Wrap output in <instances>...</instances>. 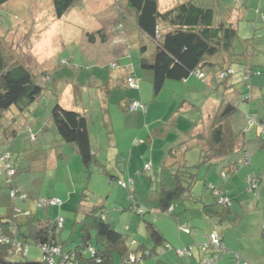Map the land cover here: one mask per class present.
<instances>
[{
  "label": "trees",
  "instance_id": "trees-1",
  "mask_svg": "<svg viewBox=\"0 0 264 264\" xmlns=\"http://www.w3.org/2000/svg\"><path fill=\"white\" fill-rule=\"evenodd\" d=\"M119 1L111 0L110 8L114 14H112L113 19L110 21V25L116 23L118 26H123V21L128 20L126 17L132 15L135 27L151 43L150 52L152 54H148L147 45L142 44L139 47L140 67L150 72L148 77L155 98L164 90L167 83L177 82L187 85L193 78L198 82H207L209 87L211 83L214 85L216 80L218 82V87L214 88L216 90L223 82L221 96L232 95L235 85L241 86L240 88L244 87L242 92L240 91V95H243L242 101L245 106L254 100L255 89L250 84V78L264 74V66L254 63V57L258 51L257 43L254 41V36L244 38L249 29L240 28L238 19L232 16L235 13L233 8L226 9L223 0H176V4L163 11L160 10L159 0H121L123 1L122 6L118 4ZM10 2L11 0H0V8ZM76 3L77 0H51L54 17L62 18L69 10L76 7ZM260 4H263V0H260ZM254 12L256 18L251 23V34L259 28L264 29V10L259 7ZM237 15L242 16L243 14ZM35 18L37 19V17ZM114 20L115 22H113ZM106 26L105 28L99 26L98 30L93 33L88 32L89 44L96 43L98 40L104 44L108 40ZM11 27L6 21L0 20V126L3 127L1 120L6 119L9 121L10 128L14 127L20 117L25 120L24 115L42 94L43 84L49 78V70L35 73L25 61L15 57L8 50L13 43L10 40L12 38L10 36ZM259 56L264 57V49L263 53L256 57ZM92 58L95 59V56ZM111 67L114 68L115 63L112 62ZM213 68L219 70L211 76L204 74L205 69ZM134 70L136 68L132 64L130 69L123 73V83L126 88L139 91L141 86ZM102 83H104L102 87L101 85L98 87L99 93L103 91L106 95L112 88L119 86L115 79L110 78ZM62 84H64L66 92L63 93L64 96L69 95L71 91H69L68 83L64 81ZM55 87L56 83H53V88L55 89ZM206 100L209 104L208 111L203 115L200 114L195 121L191 120V130L183 132L180 143L166 151L161 168H167L169 173L165 177L168 176L170 180L166 184L160 182V190L157 193L158 208L145 211L142 207L136 206L137 204L132 207L139 216L150 213L155 217L154 222L145 220L143 223L145 234L152 244L150 249L129 239L127 234L116 230L114 225L108 221L109 212L105 209L104 200L93 203L92 207L83 212V207L87 206L83 201L85 195L79 196L77 211L74 212L81 211L82 218L67 235L64 233L66 217L61 213L63 200L54 192L50 196L43 197L40 196L41 194H37L38 192L28 193L22 190L20 186L22 183L18 182L17 176L27 168H17L15 165H11L6 162L9 160L10 154H2L0 156V178L8 188L6 197L13 202L7 206L9 211L7 215L0 213V261L11 264H139L142 258L153 259L168 250V244L156 227L157 214L172 216L176 201L190 196L197 181V174L193 172V168L196 171L201 165L211 166L219 162V159H234L235 162L231 166L229 165L228 171L224 170L220 175L226 183L229 172L233 175V172L239 168V163L244 159L249 161L245 133L255 127L254 131L259 136L257 142L261 143L260 139L264 138L262 110L264 109V96L258 109L251 111L250 106H246L245 127L239 133L233 131L231 123V118L237 111L235 105L224 99L219 101L214 94L208 96ZM148 104L141 102V98L134 101L129 99L128 109L132 112L129 115L131 116L134 112L145 114ZM107 107V104L103 107L102 116L108 114ZM13 108L18 113L5 117ZM179 108L181 109L177 111ZM177 109H175L177 113L170 115L172 118L174 117L173 120L171 119L172 121H176L178 112L180 115L181 113H193L196 110L190 103ZM174 111L172 112L174 113ZM86 114L84 110L75 111L63 107L61 103H56L51 109L50 122L64 143L74 145L82 166L90 177L92 167L94 170H100L103 174L105 172L102 161L97 158L98 151L94 153L96 148L93 147L98 145V142L97 140L92 141L88 131L91 122ZM24 127L29 133L30 140L36 141V135L32 130L27 125ZM1 129V132L7 137L10 134L16 135V132L12 131V133L8 127ZM103 129L104 132L108 129L106 121H103ZM134 132H128V141L132 142L131 146H138L141 142H136ZM194 147L200 148L198 163L189 166L186 154ZM239 154L240 157L237 158ZM249 164L250 162L246 163V165ZM106 175L110 180L115 179L114 176ZM259 176V174H254L252 175L253 179L247 180L249 191H256L257 185L262 179ZM113 181L116 185L127 189L130 196L133 195L131 181H128V185L118 179ZM34 187L37 186L34 185ZM210 187L207 189L214 197H220L216 194L215 189ZM4 198L5 196L1 200ZM189 200L196 202L192 196ZM225 203L228 202L221 203L223 208H226ZM51 208L54 210L53 213ZM130 209H123V211ZM40 211L43 214L39 215ZM228 213V210L222 211L220 215L227 216ZM76 225H79L78 228ZM181 230L185 233L189 232L185 228ZM74 236H77V240L73 239ZM29 241H32L33 245H30ZM128 241L130 246L127 245ZM204 245H207L203 250L204 264L209 263L211 259L213 262L210 264H216L224 255L228 254L221 239L217 246L222 245L224 248L219 253H215L214 247L210 246L211 236L208 243H204ZM30 246L36 247L40 251V258L36 263L23 261L29 254ZM183 254L192 255L190 249H187ZM12 258H20V260L12 262Z\"/></svg>",
  "mask_w": 264,
  "mask_h": 264
},
{
  "label": "rangeland",
  "instance_id": "rangeland-1",
  "mask_svg": "<svg viewBox=\"0 0 264 264\" xmlns=\"http://www.w3.org/2000/svg\"><path fill=\"white\" fill-rule=\"evenodd\" d=\"M175 1L176 0H159L160 10L163 11L173 6L176 4ZM223 1L226 5V9L233 8L234 12L237 14H243L242 16L237 15L236 19H238L237 22L240 28L245 27L249 29L248 32H246L248 33L247 36L244 38H251L254 36V41L257 43L256 45L258 47L256 56L263 53L264 29L259 28L251 34V23L255 20L254 10L259 7L264 10V0L263 4H260V0ZM76 4V7H73V9L69 10L60 19L54 17L51 0H11L9 4H5L0 8V20L6 21L12 26L10 34L12 38L10 40H12L13 43L11 46L8 45V50L15 57H19L20 60L25 61L35 73H40L42 70H49V78L47 82L43 84L44 88L42 94L31 107L28 108L24 115L25 120L20 117L12 128L8 126V120H1L3 127L0 126V156L8 153L10 154V158L6 162L15 165L17 168H27L17 176L18 182L22 183V185H19L25 192L34 193L35 190L33 187L35 185L38 187L36 192L40 190V196L43 197L50 196L52 192H54L56 196L61 195L62 198L68 199V193H70L72 194L73 213L77 211V203L80 195H85L83 201L91 206L99 200H104L105 209L109 212L108 221L113 222L112 224L116 230L123 234H127L131 240H134L137 235L136 242H142L151 247L152 244L150 240L147 239L148 237L145 234L143 223L145 220L154 222L155 217L150 213L139 216L132 207L137 204L145 211L153 209L154 206L158 208L157 193L160 190V182L166 184L170 178L167 176L160 179L161 173L158 168L159 164L155 167L150 160L146 159L140 167V173L143 176L142 180L144 184H142L140 180H137L139 185H136L137 190L134 189L136 192H132L133 195L131 196L127 193L129 207H120V205L116 203L114 193H112V196L108 195H111V185H109L108 182L109 177L100 170L97 171L94 170L93 167L91 168L90 172H93L92 183L89 187L86 186V184L88 185L89 173L84 170L74 145L64 143L55 132L50 122L52 107L56 103H61L63 107L68 109H73L75 111L84 110L91 122L89 124V132L94 142L101 137L103 129L101 124V113L103 107L107 104L115 121V128L111 131L110 135L103 134V144L107 145L108 142H114L115 138H117L120 140V146L126 147L129 145L128 136L127 133L121 129V126L131 130L134 128L133 125L135 126L137 124L136 121L127 122L122 120V118L126 117L131 118L129 114L132 112L128 109L129 99L134 101L140 99L141 96V101H144V103L148 104L155 101L156 105L161 110L160 112L163 118H169L171 115L169 113L170 111H174L180 106L185 107L187 103H190L196 110L193 111V113H181L178 115L180 119L179 124L190 127L191 120L194 119L195 121L200 114L203 115L208 111L209 104L206 99L208 96L214 94L219 101L223 99L230 101L237 108V111L231 118V123L233 131L239 133V131H242L245 127L244 115L245 110H247L246 106H250L251 111L259 108L261 99L264 96V74L252 76L250 78V84L254 87L256 92H253L254 100L248 105L246 104V106L242 101L243 95H240L244 87L240 88L241 86L235 85L232 95L224 94L221 96L224 84L221 82L220 88L216 90L214 89L218 87V82L216 80L214 85L212 83L210 84V87L207 86V82H198L193 78L189 80L187 85L170 82L165 85L164 90L155 98L152 92V85L148 78L150 72L140 67V45L144 44L148 46V54H152V52H150L152 46L149 40L135 27L133 16L129 15L126 17L128 20L123 21V26H118L116 23L110 25V21L113 19L112 14H114L110 8V6H112L111 0H77ZM118 4L122 6L123 1L120 0ZM35 17H37V19ZM113 22H115V20ZM105 25H107L106 32L109 35L108 40L104 44H101L97 39L98 41L96 43L89 44L90 41L87 37L88 32L93 33V31L98 30L99 26L105 28ZM93 56H95V59L92 58ZM256 56L254 57V63L264 66V57ZM62 62L65 63L63 64ZM112 62L115 63L114 68L111 67ZM132 64H134L136 71L140 72L143 76L144 85L140 87L139 91L128 89L123 83V73L129 70ZM213 69H205L204 74L206 76H211L219 70L218 68ZM109 78L116 80L119 85L118 88H112L110 92H108V95L103 91L99 93L100 89H98V87L100 85L102 87L104 84L102 82H106ZM64 81L68 83V87H70L69 91H71L67 96L63 94L66 93L64 91V84H62ZM53 83H56L55 89L53 88ZM261 109L260 111L262 112L263 110L264 114V109ZM15 113L18 112L13 108L5 117H9ZM184 120H186L188 124ZM25 125L36 135V141L32 142L30 140L29 133L24 127ZM139 126H141V121L138 122L137 127ZM7 127L11 129V132L15 131L16 135L12 136L10 134V136L7 137L6 134H3L1 128ZM254 130L255 127L250 128L244 136L247 141L248 152L252 144H258L257 140L259 136ZM133 135H135L136 142H139L140 138L136 136V132H134ZM100 153V160L103 165L118 174L117 169L114 167L115 162H112L110 156H108V150L106 148H101ZM199 154V147L188 150L186 154L187 165H196L198 163ZM141 162L142 161H140V163ZM244 163L243 161L242 164ZM118 165L120 164L118 163ZM135 165L136 163H134L133 168ZM207 167L208 166L201 165L196 171L195 168H193V172L197 174V181L192 188V195L190 194L189 197L177 200L174 206L175 211H177L182 204L187 205L194 203L189 200L192 196V198L200 204H203L201 199L211 198L212 204L215 205L216 210L219 213L222 212V208L220 207V203H223L220 201L221 197L218 199L219 205L217 204L216 198L214 203V199L212 198L213 195L210 194L209 189L206 188L209 186V183L213 187L222 188V186L229 183L230 178L234 177V175L229 176L228 174V181L224 183L219 172H214L215 169H219L218 166L212 165L210 167L211 169ZM110 174L112 175L111 172ZM206 175H208V178H206ZM211 179H215L217 185H213L212 182L209 181ZM234 181L236 182V186H232L228 191H226V188H222V191L234 194V199L232 200L233 206L225 219L217 216L214 222L222 227L218 228V231L221 229L229 230L228 238L232 239V241L237 239L239 241L238 243L232 244L235 246L243 244L247 254H249L250 258H253V251L255 250L252 251V247H255L254 243L257 239H261L260 245H263L262 248L264 249V238L262 237L260 229L262 219H264V210L262 212L259 210V206L251 207L248 202H242L241 200H245L246 196L249 197L248 199L250 201L253 200V198H258V196L249 192L240 196V193H245L246 189L244 190L243 186L238 188V184L242 182V179L235 177ZM219 183H221V185H219ZM90 186L93 187L94 190L90 188ZM114 187H116V184L112 186V188ZM6 195H8V188L4 185L2 178H0L1 215H7L9 213L7 206L9 203L13 202V200L7 198ZM4 196L5 198L1 200ZM134 196L138 199L136 204L134 203ZM236 197L238 198L236 199ZM154 199L156 200L152 203ZM225 201L227 200L225 199L224 202ZM129 208L131 209L123 211V209ZM51 211H53L52 208ZM78 212L76 224L81 219V214ZM73 213L66 212L65 215L63 214L68 219V223L64 226V233L67 235L72 231V227L75 226ZM41 214H43L42 211L39 212V215ZM207 215L210 214L208 213ZM157 218L172 223L177 227L175 217L173 216L169 217L158 213ZM138 224H141L138 226L140 230L137 228ZM153 224L155 225V223ZM129 225H131L130 231L127 230ZM78 226L79 225H76L77 228ZM232 232H234V235ZM65 237L64 235V238ZM73 239L77 240V236H74ZM29 244L33 245V242L29 241ZM127 245L130 246L129 241ZM168 247L167 251L173 252V256L177 257L176 254L179 249L176 250L175 246L171 243L168 244ZM200 248L201 251H203L204 244H201ZM255 248L257 249L260 247ZM236 253L239 252H233L232 257L240 261L236 258ZM163 255H160V257ZM39 258V249L30 246L29 254L23 261L36 263L39 261ZM11 260L12 262H17L20 258H12ZM179 260L181 261V259L178 258V263ZM218 262L219 261L215 263L218 264ZM248 264H264V259H259L253 263L248 262Z\"/></svg>",
  "mask_w": 264,
  "mask_h": 264
},
{
  "label": "crops",
  "instance_id": "crops-1",
  "mask_svg": "<svg viewBox=\"0 0 264 264\" xmlns=\"http://www.w3.org/2000/svg\"><path fill=\"white\" fill-rule=\"evenodd\" d=\"M235 13L232 14L233 18H236L237 16V14ZM254 16L256 18L255 13H254ZM134 71H135L136 78L140 82L139 85L143 86V83H144L143 76L140 74V72H137L136 70ZM141 102H144V101H141ZM107 108H108L107 109L108 114H104L103 116L101 115L102 116L101 124L103 126V121H106L108 124V129H107L108 131L106 130L104 132L102 129L101 137L100 139L97 140L98 145H95L93 148H96L94 149V153L98 151L97 158L99 159V161L101 157L100 149L106 148L108 150V156H110L112 162H115L114 167L117 169L118 174L112 169H108L106 166H103L105 175L108 174L109 176H112V177L114 176L115 179H118L121 182H124L126 185H128V181H131L133 184V190L134 189L137 190L136 185H139L137 180H140L141 183L144 184L142 180L143 176L140 173V167L146 161V159H148L152 162V164L155 167L157 164H159L158 168L160 169V173H161L160 179L165 178V175H168L169 172H167L168 170L166 167L161 168V166L165 160L166 151L169 148H172L176 146L178 143H180L183 137V134H184L183 132H187L191 130L192 122H190L191 125L190 127H188L187 125L182 126L179 124V121H180L179 117L176 119V121L175 120L172 121L174 119V117L172 118V116H170L169 118H163L161 116L160 108L156 105V102H153L151 104H148L147 112L145 114H139V113L134 112L131 115V118H127V117L122 118V120L127 121V122H130V121L137 122L135 126L133 125L134 128L131 130H128V128H123L121 125L120 126H121V129L124 130L125 133H127V136H128L129 131H131V133H133L134 131L136 132V136L140 138V142H141L138 146H131L132 142H130L129 140L128 146L121 147L120 140H118L117 138H115L114 142L110 141L108 142L107 145H104L103 140H102L103 134L110 135L111 131H113V129L115 128V123H114L115 121L112 117L111 110L109 107ZM180 109L181 108L177 109V111ZM177 111L175 110L174 113L170 111L169 113L175 114L177 113ZM187 112L189 113V111ZM178 115H179V112H178ZM139 121H141V126L137 127ZM186 123L188 124L187 121ZM260 140L262 141L261 143H258V144L255 143L250 146L251 149L249 150V152H248V147L246 144V150L248 152L250 164L246 165V164H241L242 162L239 163L240 164L238 165L239 168L237 169L236 172H233L234 177H231L229 183L225 186H222V188H226V191H228V189L231 188L232 186H236L235 185L236 182L234 181L235 177L242 179V182L238 184V188H241L243 186L244 190L246 189V191L245 193H240V196L245 195L246 192H249L251 194L258 196V198H253V200L250 201L248 199L249 197L246 196L245 200L242 199L241 201L244 203L248 202L249 206L251 207L259 206V210L263 212L264 210V140L262 139ZM238 157H240V154L239 156H237V158ZM140 161L142 162L140 163ZM234 162H235L234 159L232 160L219 159V162H216L214 164L218 166L219 169H215L214 172L218 171L219 175H221L222 171L224 170L228 171L229 165L231 166ZM118 163L120 165H118ZM134 163H136V165L133 168ZM211 166H208L207 168L209 169ZM110 172L112 173V175L110 174ZM228 174L229 176L232 175L230 172ZM254 174L255 175L259 174L262 179L258 183L256 191L251 192L248 189L247 180L249 179L250 176ZM206 178H208V175H206ZM92 179H93V172H91L90 177H88V185L86 184V186L89 187V185H91ZM115 179L110 180L109 178L108 180L109 185H111L110 187L111 195L109 194V196H112V193H114L115 195L114 198L116 199V203H118L120 207L121 206L129 207L128 194H127L129 192L127 191V189L122 188L121 186H118V185L112 188V186L116 184L113 181ZM209 181L212 182L213 185L214 184L217 185V182L215 179H211ZM101 182H104V181L102 180ZM219 185H221V183H219ZM209 186H211L210 188H214L215 191L217 192L216 194L219 195L223 200L225 199L227 200L228 204H225L226 208L225 207L223 208L222 206L220 207L222 208V211L228 210L229 212V210L233 206L232 200L234 199L233 198L234 194L231 192L222 191L223 190L222 188L217 189L218 187H213L212 185H210V183H209ZM90 188L93 189V187L91 186ZM33 189L36 192V190H38V187H34ZM135 190L133 193L136 192ZM37 194L39 195L41 194L40 190L38 191ZM210 194L212 193L210 192ZM58 197L61 200L63 199V205L61 208L62 215L63 214L65 215L66 212L73 213L72 194L68 193V199L62 198L61 195H58ZM133 198H134V203L136 204L138 202V199L136 198V196H134ZM212 198L214 199V203H215V198H216L217 204L219 205V201H218L219 197L218 196L214 197L213 195ZM237 198L238 197H236V199ZM119 200L122 202H120ZM155 200L156 199H154L152 203L155 202ZM99 202L101 201L99 200L97 203ZM201 202L203 204L197 203V201L192 204H187V205L182 204V206L179 207L177 211H175V208H174L172 216L175 217V222H176L177 227L174 226L172 223L165 222L163 219H158L155 222L156 227L162 234L165 242L167 244L169 243L173 244L176 250L179 249L176 256L179 259H181V261L179 260V263H178V258L173 256L172 254L173 252H168L166 250V253L164 251L160 254V255L164 254L161 257L159 255L158 257H155L153 259L152 258H142L139 264H154V263L155 264H201L202 262L204 264L205 254L198 247L201 244L208 243L211 234H216L221 239L224 247L226 248L228 252V254L224 255L221 258L218 264H248V262L253 263L259 259H264V249L262 248L263 245L262 246L260 245L261 239L260 240L257 239L256 242L254 243L255 247H260V248L256 249L255 247L254 248L252 247V251L253 250L255 251H253V258H250L249 254H247L246 250L244 249L243 244L239 246H235L234 244H232L236 242L238 243L239 241L238 239L235 241H232V239L228 238L229 230L221 229L220 231H218V228H222V227L221 225H217V223L214 222V219L217 216H219L222 219H225L226 216H223L222 214L220 215V213L216 210L215 205L212 204L211 198L201 199ZM136 206H139V205H136ZM90 207L92 206L90 204H87L86 207H83L82 211L85 212ZM154 209L156 210L157 208L154 206L153 210ZM53 212L54 210L52 211V213ZM208 212L210 215H207ZM78 213L81 214V218H82L83 213L81 211ZM76 218H77V213H73L74 224H76ZM67 223H68V219L66 218L65 224ZM138 226H140V224L137 225V228ZM182 228H185L189 232L185 233L184 231L181 230ZM260 229L262 232V237L264 238V219H262ZM127 230L128 231L131 230V225L127 227ZM138 230H140V228H138ZM258 231H259V226H258ZM232 233L234 235V232ZM136 238H137V235L135 236L134 241L136 240ZM138 244L145 245L142 242L141 243L138 242ZM145 247H147L148 249L151 248L147 245H145ZM187 249H190L192 255L183 254L186 252ZM235 250H239V251H235ZM232 251L239 252V253H236L235 256L240 261H237L235 258L232 257V254H233Z\"/></svg>",
  "mask_w": 264,
  "mask_h": 264
},
{
  "label": "built area",
  "instance_id": "built-area-1",
  "mask_svg": "<svg viewBox=\"0 0 264 264\" xmlns=\"http://www.w3.org/2000/svg\"><path fill=\"white\" fill-rule=\"evenodd\" d=\"M130 82H132V80H130ZM244 162H245V164L248 163V161H246V160H244ZM251 179H253L252 176L249 177V181H250ZM253 183H254V182H253ZM221 201L224 202L223 199H222ZM219 240H220V238H219L216 234H212V235H211V245H210V246H211L212 248L214 247V252H215V253H219V252H221V251L223 250V248H224L222 245L217 246V245L219 244ZM213 245H216V246H213ZM206 247H207V245H204V248H206ZM210 262L212 263L213 260L211 259ZM210 262H209V263H205V264H210Z\"/></svg>",
  "mask_w": 264,
  "mask_h": 264
},
{
  "label": "water",
  "instance_id": "water-1",
  "mask_svg": "<svg viewBox=\"0 0 264 264\" xmlns=\"http://www.w3.org/2000/svg\"><path fill=\"white\" fill-rule=\"evenodd\" d=\"M222 199V198H221ZM221 199H220V201H221ZM225 204H228V203H225ZM0 263L1 264H11V263H6V262H2V261H0Z\"/></svg>",
  "mask_w": 264,
  "mask_h": 264
},
{
  "label": "clouds",
  "instance_id": "clouds-1",
  "mask_svg": "<svg viewBox=\"0 0 264 264\" xmlns=\"http://www.w3.org/2000/svg\"><path fill=\"white\" fill-rule=\"evenodd\" d=\"M248 163H249V161H248Z\"/></svg>",
  "mask_w": 264,
  "mask_h": 264
}]
</instances>
